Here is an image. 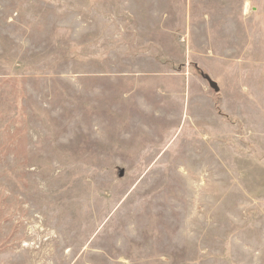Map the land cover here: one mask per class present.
I'll list each match as a JSON object with an SVG mask.
<instances>
[{
    "label": "rangeland",
    "instance_id": "374dc122",
    "mask_svg": "<svg viewBox=\"0 0 264 264\" xmlns=\"http://www.w3.org/2000/svg\"><path fill=\"white\" fill-rule=\"evenodd\" d=\"M0 264H264V0H0Z\"/></svg>",
    "mask_w": 264,
    "mask_h": 264
},
{
    "label": "crops",
    "instance_id": "0c3cea01",
    "mask_svg": "<svg viewBox=\"0 0 264 264\" xmlns=\"http://www.w3.org/2000/svg\"><path fill=\"white\" fill-rule=\"evenodd\" d=\"M187 26H186V23H185V28H186Z\"/></svg>",
    "mask_w": 264,
    "mask_h": 264
}]
</instances>
